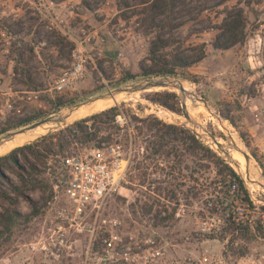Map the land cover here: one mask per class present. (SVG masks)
<instances>
[{
    "label": "rangeland",
    "instance_id": "1",
    "mask_svg": "<svg viewBox=\"0 0 264 264\" xmlns=\"http://www.w3.org/2000/svg\"><path fill=\"white\" fill-rule=\"evenodd\" d=\"M8 1L0 0V131L20 121L30 120L33 124L59 116L108 92L147 80L141 76L140 69L150 65L148 51L152 41L157 35L171 36L173 47L193 59L201 47L205 49L203 60L186 71H178L177 78H173L180 80L186 89L184 101L195 125L186 123L182 112L180 115L170 113L148 100L152 93H175L180 106L177 91L120 95L110 108L115 106L125 117L128 114L138 118L154 117L195 133L239 176L250 204L241 203L243 195L236 181V192L230 193L222 185L216 189L217 200L204 198L200 193L208 185L204 181L205 168L201 164L188 169L186 163L176 165L173 175L178 179L176 183L183 185L179 190L184 192L190 187L197 198L186 203L181 191L175 192L177 205L168 204L169 214L181 206L184 214L180 219L161 220L165 217L163 214L154 216L152 212L147 216L138 208L132 211L129 206L133 200L143 201L140 195L145 192L136 178L132 186L136 194L122 192L108 199L97 217L87 215L82 224L85 231L77 237L73 252L56 258L41 249L54 225L48 195L38 190L25 192L11 208L22 216L19 227L4 235L0 229V264H101L100 255L94 254L99 251L102 255V243L111 233L118 236L122 257L127 248L135 249L134 252L140 248L141 252L148 240L155 242L164 260L174 258L182 264L194 263L202 255L214 256L221 264H234L239 257L264 252V191L259 188V185L264 187V0H172L168 3L171 7L169 26L164 29L161 24L153 26L141 14V0H65L59 8L49 5L58 0H13V7L19 9L16 13L10 12ZM54 9L55 15L51 13ZM239 10L245 21L243 42L226 51L215 50L213 45L220 37V26L225 18L235 17ZM84 36L94 37L89 48L91 61L84 78L71 91L60 93L53 88L55 82L70 67L73 42ZM129 77L132 79L125 82ZM201 102L206 103L208 112ZM57 105L62 107L57 108ZM120 119L125 120L123 116ZM206 132L215 135L220 145L236 146L249 154L253 163L248 176L242 156L230 150L225 151L226 154L219 153L207 139ZM142 141V138L136 139L135 151L144 148ZM110 146H118L123 156L129 158L125 142L103 145L107 149ZM90 151L73 144L48 163L52 165L56 161L61 169H66L63 165L68 160ZM30 161L35 164L31 158ZM174 162L170 159L163 169L168 172L167 167ZM13 171H5L6 179L19 185L17 175L20 173L14 168ZM66 174L63 172L55 182L51 179L55 191L59 192L64 186ZM189 174L198 179V186L188 182ZM150 179L155 180L153 176ZM5 189L10 193L7 187ZM3 207L9 206L0 201V212ZM35 209L40 214L32 217ZM205 219L214 221L218 227L216 234H199L197 223Z\"/></svg>",
    "mask_w": 264,
    "mask_h": 264
},
{
    "label": "trees",
    "instance_id": "2",
    "mask_svg": "<svg viewBox=\"0 0 264 264\" xmlns=\"http://www.w3.org/2000/svg\"><path fill=\"white\" fill-rule=\"evenodd\" d=\"M170 2L172 0H141L140 5L143 8L141 14L145 18L147 17L153 26L161 24V29H164L169 26L168 14L171 7L168 3ZM126 6L124 5L125 8H128ZM244 28L245 21L241 10L237 12L235 17L225 18V22L219 28L220 37L213 48L226 51L237 44H241L244 40ZM204 56V47L200 48L198 55L193 59L191 55H186L180 48L173 47L171 36L164 38V35H157L148 51L150 65L140 69L141 76L146 79L177 78L178 71L190 69L203 60ZM131 79L132 77H129L125 82ZM148 100L151 104L160 106L170 113L181 114L179 100L175 93H152ZM60 107L62 105H57V108ZM119 116H123L126 121V125L123 127L116 123V118ZM31 123L30 120L20 121L15 126L2 129L0 136H4L10 131L22 129ZM138 138L143 139L142 142L145 146L140 151H135L134 145ZM241 139L243 140V137ZM121 141L126 143L127 150H129L127 177L129 189L135 192L132 186H135L137 178L140 186L145 190L140 195L143 201L134 199L129 206L132 211L134 208H138L147 216H150L152 212L155 213L154 216L163 214L165 217L161 220L173 218V213L169 214L168 204L177 205L175 192H180L179 189L183 188L182 184L176 183L178 179L173 174L176 165L180 167L184 163H186L187 169L192 165L199 166L201 164L207 171L204 181L208 185L200 193L204 198L217 200L219 193L216 189L222 185L228 187L232 181H236L239 185L238 189L243 195V199L240 200L241 203L250 204L242 181L230 165L184 126L165 124L154 117L138 118L129 114L125 117L118 108L114 107L82 119L71 127L49 133L0 158V201L9 206L3 207L0 212L1 235L11 234L19 227L22 216L11 208L16 205V199L23 197L25 192L38 190L41 194L48 195L47 201L52 202L54 185L51 184V179L55 182L63 172L66 174V169L63 167L61 169L56 161H54L55 164L49 165L48 162L51 158L60 157L73 144L95 150L100 149L106 143L117 145ZM30 158L35 164L30 161ZM170 159H173V162L174 160L177 161V163L174 162L167 167V172L163 167L169 165ZM63 166L66 168L65 164ZM13 168L20 173L17 175L19 185H13L6 179L5 171L14 173ZM152 176L155 180L150 179ZM160 178H164V180ZM66 179L65 177L63 182H66ZM188 182L198 186L199 181L192 174H189ZM181 196L186 203L197 200L196 194H193L190 187L184 192L181 191ZM39 214L40 212L35 209L31 216L34 217Z\"/></svg>",
    "mask_w": 264,
    "mask_h": 264
},
{
    "label": "built area",
    "instance_id": "3",
    "mask_svg": "<svg viewBox=\"0 0 264 264\" xmlns=\"http://www.w3.org/2000/svg\"><path fill=\"white\" fill-rule=\"evenodd\" d=\"M93 40V36H84L73 42L70 67L55 82L54 90L60 93L71 91L83 80L91 61L89 48ZM116 123L120 127L126 125L120 116L116 118ZM65 165L68 177L59 192L54 189L51 202L54 225L41 247L46 254L56 258H63L73 252L77 237L85 231L82 224L87 215L94 214L97 217L108 199L122 192H130L127 182L129 158L123 156L118 146H110L108 149L102 146L68 160ZM227 189L230 193L236 192L235 181ZM183 214L184 210L179 206L173 217L180 219ZM197 228L201 236L214 235L218 231L214 221L209 219L198 221ZM117 242L118 236L111 233L108 240L102 243V255L99 251L95 252L94 255H100L98 260L101 264H182L174 258L164 260V254L156 249L155 242L151 240L144 243L141 252L140 248L135 252V249L130 251L127 248L123 257ZM190 264H221V261L214 256L202 255ZM234 264H264V252L239 257Z\"/></svg>",
    "mask_w": 264,
    "mask_h": 264
},
{
    "label": "water",
    "instance_id": "4",
    "mask_svg": "<svg viewBox=\"0 0 264 264\" xmlns=\"http://www.w3.org/2000/svg\"><path fill=\"white\" fill-rule=\"evenodd\" d=\"M158 89L171 90V92L177 91L179 93V95L181 97L180 108H181V112H182V117L184 118L186 123L194 126L195 123L190 118L189 113L187 111V107L185 105L184 100L186 98V94H185L184 89L182 87V82L180 80L173 79V78L147 79V80L138 82L136 84H133V85H130L127 87H123V88H119V89H116L112 92H108L105 95H102L100 97L89 100V101L83 103L82 105H78L76 107L70 108L67 111H71L75 108H78V107L83 106V105H87L88 103H92V102H95L97 100H101V101L113 100L120 95L130 97V96L135 95V94L151 92V91H155ZM201 104H202L203 109L208 112L209 109H208L206 103L201 102ZM64 121H65V119L60 118L57 115H55V116H50V117L44 118L38 122H35L29 126H26L22 129L17 130V131L9 132L0 138V147L3 144H5L6 142L13 140L16 135H25L31 131H34L38 128H42L44 126H53V128L49 132H47L48 134L56 132L60 128H62ZM193 134H195V133H193ZM205 135H207V139H209L211 141V143L215 144L216 150L219 153L226 154L225 151L230 150V151H233V152L240 154L244 160V163H245L246 176L249 175V171L252 170L253 160L245 150L241 151L236 146H232V145H229L228 148L224 147L217 142V138L215 137V135L208 133V132H206ZM196 137H197V135H196ZM259 188L264 191V187L262 185H259Z\"/></svg>",
    "mask_w": 264,
    "mask_h": 264
},
{
    "label": "bare ground",
    "instance_id": "5",
    "mask_svg": "<svg viewBox=\"0 0 264 264\" xmlns=\"http://www.w3.org/2000/svg\"><path fill=\"white\" fill-rule=\"evenodd\" d=\"M163 90V89H158ZM157 91V90H155ZM165 91V90H164ZM186 92V89H184ZM119 97H116L113 100L101 101L97 100L87 105L80 106L71 111H64L58 117L65 119L63 126L68 125L70 123L76 122L78 120L85 119L87 116L97 114L99 112L105 111L109 109L113 104L115 105ZM135 97V96H134ZM126 98V97H125ZM121 100V99H120ZM190 101V100H189ZM196 102V101H195ZM192 108V107H191ZM197 115V114H196ZM194 117V114H193ZM197 124V123H196ZM199 125V124H198ZM219 125V124H218ZM202 127V126H201ZM53 128V126H44L42 128H38L34 131L29 132L25 135H16L13 140L6 142L0 147V158L1 156H5L10 153L15 148H20L28 142L36 139L37 137H41V135L47 133ZM229 136V135H228ZM215 145V144H214ZM213 146V145H212ZM244 148V147H243ZM231 155V154H230ZM238 155V154H237ZM238 158V157H237ZM240 158V157H239ZM240 162V160H238ZM244 163H242L243 165ZM243 170V169H242ZM244 172V171H243Z\"/></svg>",
    "mask_w": 264,
    "mask_h": 264
},
{
    "label": "crops",
    "instance_id": "6",
    "mask_svg": "<svg viewBox=\"0 0 264 264\" xmlns=\"http://www.w3.org/2000/svg\"><path fill=\"white\" fill-rule=\"evenodd\" d=\"M9 3H8V6H9V8H10V12H14V13H16L17 11H19V9L17 8L16 9V7H13V5H14V2L15 1H13V0H9L8 1ZM64 2H66L65 0L63 1V2H51L49 5H51V6H54V7H60V5H62ZM48 11V10H47ZM51 12V11H50ZM52 14H56V12H55V9H54V11H52L51 12ZM49 15H50V13H48ZM13 17H16V16H13Z\"/></svg>",
    "mask_w": 264,
    "mask_h": 264
}]
</instances>
